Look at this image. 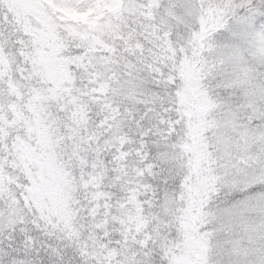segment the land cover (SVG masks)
<instances>
[{
	"label": "snow or ice",
	"instance_id": "snow-or-ice-1",
	"mask_svg": "<svg viewBox=\"0 0 264 264\" xmlns=\"http://www.w3.org/2000/svg\"><path fill=\"white\" fill-rule=\"evenodd\" d=\"M54 2L77 12L90 5ZM34 6L67 38L48 0ZM136 6L148 13L138 30L174 54L149 55L153 45L138 35L143 55L122 52L121 42L102 61L107 52L85 56L86 42L66 39L61 55L93 63L70 66L74 82L50 103L67 147L49 149L63 184L42 205L39 189L51 178L42 161L24 158L17 145L28 137L13 131L35 90L21 85L44 83L39 42L16 25L12 0H0V42L10 29L18 46L32 44L29 72L0 75V172L10 177L0 185V264H264V0ZM132 190L148 222L124 253L125 234L111 218L132 207ZM57 197L71 228L53 208ZM106 218L103 243L115 259L87 243Z\"/></svg>",
	"mask_w": 264,
	"mask_h": 264
},
{
	"label": "rangeland",
	"instance_id": "rangeland-1",
	"mask_svg": "<svg viewBox=\"0 0 264 264\" xmlns=\"http://www.w3.org/2000/svg\"><path fill=\"white\" fill-rule=\"evenodd\" d=\"M90 1V5L85 12H77L74 9L65 11V15L69 17V19L65 21L66 31L72 37L82 40L87 44V53L84 55L94 56L95 54H101L98 52L100 47L97 46L108 44L110 45L108 52L109 56H100L102 61H107L113 54H115V52H113L110 48L112 46V38L116 35H120L122 37V41L129 44L127 48H129L131 52L133 50H137L140 45L136 40H133V36L136 35V32L133 35L132 32L123 33L125 28L124 25L127 21H136L139 23L138 25L140 27V17L148 15V13L142 12L140 8L136 6V0H107L104 7L99 5L93 6V0ZM12 3L14 5L13 12L15 23L19 25L22 31L28 32L33 39H37L39 42V47L36 52L37 63L40 65L43 73V81L46 88H44L43 91L40 89L36 90L42 93L50 91L52 83H56L55 88H59L56 79H66V75L56 71V67L59 66L61 69L67 68L71 61L69 57L61 55L62 52L68 50L66 48L67 38L62 37L60 32L56 31L55 27L57 26L51 22L50 18L45 17L43 13H41L40 10L34 6V0H12ZM102 11L105 13L104 21H100L98 23L92 22V17L95 12L101 13ZM74 19L76 22H73ZM33 20L46 24V29L43 32H38L35 28ZM103 31H107L109 34V37L106 39L109 41L108 43L104 40L105 37L102 33ZM151 35L155 37V31H153ZM155 39L159 38L155 37ZM155 39H152L153 42H155ZM163 49L165 54L172 53L174 51L171 43L169 42H166L163 45ZM73 60L81 64H85L87 61V66H90L93 63L92 59L73 58ZM62 88V90H64V87ZM62 90L59 89L57 92L62 93ZM31 99H38L39 102H34ZM50 101L51 98H45L42 94L34 91L29 99V103L26 106L28 108V112L26 114H30L32 119L25 120L23 118L25 113H19V117L28 125L29 136L26 140L31 143V146L28 147L27 152H25L23 156L28 161H42L47 168V175L51 178L50 180H47L39 189V192L41 193V196L43 195V197L49 195L50 192L59 189L63 184L62 175L50 163V124L46 122L48 120V114L45 111L47 106L51 103ZM7 179H10V177H8L5 173L0 172V185H2ZM128 203H130L132 207L128 208L122 216L112 217L113 221H116L120 225L119 228H116V231H123V233H126L125 240L122 243L124 253L127 252L131 243L136 242V236L147 226L148 222L147 218L143 219L141 217L139 202L136 200V196L134 194ZM53 208L58 213H62L64 215L65 223L71 228V215L64 208L63 199L60 197L55 198L53 200ZM104 225L106 227L108 226L107 223H104ZM93 229L95 228L93 227ZM89 240L90 243L88 246L94 248V252L98 257L102 256L107 259L109 256L115 257L117 254L115 249H112L110 253L100 249V246L97 243L98 234L95 230L91 232Z\"/></svg>",
	"mask_w": 264,
	"mask_h": 264
},
{
	"label": "trees",
	"instance_id": "trees-1",
	"mask_svg": "<svg viewBox=\"0 0 264 264\" xmlns=\"http://www.w3.org/2000/svg\"><path fill=\"white\" fill-rule=\"evenodd\" d=\"M106 1L107 0H93V6H98L99 5L101 7H104ZM48 5L53 10V12L59 13V19L61 21H64L65 22V21H67L69 19V17L67 15H65L66 14L65 11L71 10L72 8L66 7V6H61L59 4H56L54 2V0H48ZM104 19H105V13H103V11L101 13L95 12V14L92 17V22H95V23H98L100 21L103 22ZM73 22H76V20L74 19ZM138 24L139 23H137L136 21L129 20L124 25L125 28L123 30V33L124 32H130V33L132 32V35L136 32V35L133 36V40H136L139 43V45H140L137 50H133L131 52V50L129 48H127L129 46V44L127 42L122 41V39H121L122 37L120 35H118V36L116 35V36H114L112 38V46H111L110 49L113 52L116 53V46L119 43L123 42L124 48L122 49V52L123 51H127L129 53H133L134 51H139L143 55V53H144V45L140 43L139 39H137V36L139 35V36H143L145 40H147L149 43H151L153 45L151 48L148 49L149 55H151L153 57L159 55L160 58L163 59V57L166 55L165 52H164L163 46L160 45V44H157L156 42H153V40L150 39L148 35H145V33L147 32V29L146 28L144 29V32H140L138 30L139 29V25ZM16 25L19 26L18 24H16ZM55 28H56V31L59 32L58 28L57 27H55ZM24 33L26 35L29 34L28 32H24ZM102 33H103V35L105 37L104 40L106 41V43H108L109 41H107L106 39L109 37V34L107 33V31H103ZM71 38H73V37L70 34H68L67 39L70 40ZM97 47H100L98 49V52L99 53H104V52H107L108 53L109 52L110 45L103 44V45L97 46ZM122 52H121V55H122ZM86 53H87V51L85 52V54ZM172 53L174 54V51ZM67 57H69L71 59L70 64H69V66L67 68L61 69L59 66L56 67V71L61 72V73H63V74L66 75V79L65 78L56 79V82H57L59 88H55L56 87V83H52L51 84V90L50 91H47L45 93L39 92L36 89L34 90V91L42 94L45 98H51V101L50 102H54L55 99L60 96L61 93L60 92H57V90H59V89L62 90L63 89L62 87H65V85H70V84H72L74 82V74L71 72L70 66L79 65L80 67H84L85 68V71L87 70V64H88L87 61L85 62V64H81L79 62H75L73 60V57H71V56H67ZM10 72H11V66H10L9 62L7 61L6 58H4L3 56H0V75L8 74ZM31 100L34 101V102H39L38 99H31ZM29 115L30 114H26L25 113L24 116H23V118L25 119ZM29 146H31L30 141H27L26 139H23L22 138L21 142L17 145V148L21 152V154L23 155L25 152H27V149H28ZM132 191H133V194L135 195V190H132ZM39 194H40V203L42 205H45L46 204V201L44 200L43 195L41 196V193L40 192H39ZM139 209H140V212H141L140 213L141 214V217L143 219L146 218L145 216L142 215V206H141L140 202H139ZM71 220H72V217H71ZM112 220H113V218H112ZM109 222L110 221L106 218V219L100 221L99 223L93 225V227L95 229H98V228L105 229V231L102 234H98V242L97 243L99 244L100 249L102 251H105L108 248V245L106 243H103V240L106 237H108L110 235L111 231H112L111 229H108V227H106L104 225V223L109 224ZM70 226H71V223H70ZM115 231H116V229H115ZM124 234L126 236V233H124ZM87 243L89 245L90 240H88ZM111 258L114 259L115 257L113 256Z\"/></svg>",
	"mask_w": 264,
	"mask_h": 264
},
{
	"label": "clouds",
	"instance_id": "clouds-1",
	"mask_svg": "<svg viewBox=\"0 0 264 264\" xmlns=\"http://www.w3.org/2000/svg\"><path fill=\"white\" fill-rule=\"evenodd\" d=\"M8 31L7 38L0 42V56H3L7 59L11 66V72H19L21 75L24 72H29L31 69V64L26 63L28 56L31 54V40L25 39L22 45H17V40L15 38V33L12 32L10 29ZM23 52L24 55H20ZM22 88H35L40 89L43 91L46 88V85L43 82L33 83L31 80H25V83L21 85ZM25 96L27 97V92H25ZM51 108L52 105L49 104L45 111L48 114V120L51 119L50 128H49V135H50V145L54 147L57 152H63L67 145L64 143V135L65 133L61 131L60 124L61 122L58 121V118L51 117ZM32 117L29 115L25 118V120H31ZM65 131L69 136L75 134L72 129H70L67 125L64 126ZM17 134L23 133L24 136H29V129L28 125L24 123L23 125L18 124L16 128L13 129ZM12 173H17V169L13 168ZM19 175V174H18ZM151 216V213H149ZM115 259V258H114ZM119 264V262H117Z\"/></svg>",
	"mask_w": 264,
	"mask_h": 264
}]
</instances>
